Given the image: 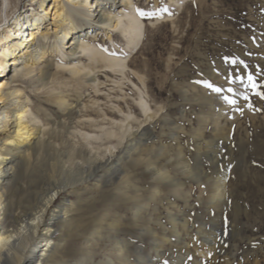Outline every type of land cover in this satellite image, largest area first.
<instances>
[{
  "label": "rangeland",
  "instance_id": "374dc122",
  "mask_svg": "<svg viewBox=\"0 0 264 264\" xmlns=\"http://www.w3.org/2000/svg\"><path fill=\"white\" fill-rule=\"evenodd\" d=\"M30 1L9 0V10L22 14L28 5L36 7ZM132 2L136 12L160 9L158 15L139 16L146 27L137 48H126L121 36L108 29H100L94 36L88 34V40L107 54L126 57L127 67L122 72L107 71L98 63L94 69L96 81L77 82L60 67L55 82L49 84L56 88L52 92L25 88L30 107L40 119L38 125L44 128V140H51L53 123L60 121L62 126L56 129L62 140L69 139L89 150L80 130L100 133L98 126L109 127L107 121L116 128L114 123L125 120L128 113L133 129L147 128L149 132L120 159L128 179L115 171L112 182H103L102 189L91 180L73 192H63L55 204L71 200L95 219L105 215L104 226L117 228L102 232L103 240L93 248L94 264H107L109 258L114 264H125L108 250L114 238L127 242L128 264H264V0ZM48 3L55 8L58 5L61 16L56 18L54 8L46 15L48 19L43 18L44 26L49 32L56 24L66 26L62 9L71 2ZM55 38L61 45L69 37L62 33H50L46 38L38 35L35 42L26 45L31 46L28 51H22L20 64L6 66V80L14 79L9 87L25 86L15 67L39 61L42 51L52 54L44 46ZM54 58L62 59L58 54ZM83 63L89 60L83 59ZM236 76L241 79L235 80ZM208 85L221 91L214 92ZM229 88L232 92L227 91ZM61 89L73 102L69 115L57 105L56 93ZM9 91L7 86L4 93ZM140 96L153 110L149 121L144 122L137 103ZM225 96L235 103H226ZM11 102L6 97L0 107ZM3 134L0 131V136ZM53 136V144L61 145L60 137ZM92 142L94 147L101 144ZM116 142L112 137L100 145V151L105 145H116L112 151L114 157L118 156L122 146ZM148 156L168 171L167 178H154L145 161ZM224 171V191L216 206L209 182ZM179 181L182 188L176 185ZM153 186L159 192L151 199ZM168 210L177 216V233L172 230ZM151 229L156 234H151ZM65 238L56 234L53 242L62 239L64 243L58 248L67 249L73 260L77 242Z\"/></svg>",
  "mask_w": 264,
  "mask_h": 264
},
{
  "label": "bare ground",
  "instance_id": "6f19581e",
  "mask_svg": "<svg viewBox=\"0 0 264 264\" xmlns=\"http://www.w3.org/2000/svg\"><path fill=\"white\" fill-rule=\"evenodd\" d=\"M49 1L31 0L36 7L30 4L28 5L30 8L27 7L22 14L16 9L9 10V0H2L3 6H0V103L6 97L12 100L6 106L2 104V108L0 107V131L4 132L0 136V264H94L93 248L103 240L102 232L117 231V228L110 224L108 227L104 226L105 215L98 219L92 217V214L90 217L81 211V205L71 200L56 205L57 198L63 192H73L78 185L87 184L91 180L97 189H102L103 182H112L115 171L120 173L123 179H128L127 171L121 168L120 159L134 148L137 139L149 136L147 128L142 131L132 128L129 123L131 114L128 113L125 120L114 123L116 128L112 127V122L107 121L109 127L98 126L100 133L80 130L82 141L90 146L89 150L82 144L68 142L69 139L62 140L60 131L56 129L62 126L60 121L53 123L55 126L50 131L51 140L43 139L44 128L38 125L40 119L30 107L32 102L25 88L52 92L56 88H50L49 84L55 82L60 67L66 69L70 77L77 82L96 81L94 69L98 63H102L107 71L118 69L122 72L127 67L126 57L107 54L88 40V34L94 36L100 29L111 30L121 36L126 48L129 49L130 45L137 48L141 44L146 27L145 21L137 14L132 0H66L71 2L70 5L64 6V10L62 9V14L65 15L62 16L65 17L62 22L66 26L56 24L52 27L53 31L49 32L48 27L44 26L43 19L44 17L48 19L46 15L54 11L55 7L50 5ZM168 1L178 3V0ZM53 2L59 3L60 0ZM55 6L53 14L59 18L60 8H57L58 5ZM94 23L98 24V27L92 25ZM50 33L67 34L69 38L61 45L57 38L53 43L45 44L46 50L52 51V54L47 55L42 51V59L31 60L29 64L26 62V66L29 67H15L14 70L20 73V81L25 86L9 87L12 86L14 79L12 77L10 81L6 80V66L20 64L24 56L22 51L27 52L31 47L26 45L35 42L38 35L46 38ZM22 45L24 48L20 51ZM55 54L60 55L62 59L54 58ZM83 59H88L89 63L84 64ZM140 80L143 83L141 78ZM7 86L10 91L4 93ZM56 94L59 109L66 111L68 115L71 114L73 102L68 100L65 91L61 89ZM137 103L144 114V122L152 119L153 110L147 100L140 96ZM52 134L55 138L60 137L61 145L53 144ZM112 137L122 146L121 154L116 157L112 151L116 145H105L103 152L100 151V145L108 143ZM92 141H99L101 144L94 147ZM93 148H96L95 151H92ZM144 151L149 155L147 148ZM145 161L154 178L168 177V171L157 166L156 161H151V157L148 156ZM182 164L186 167L184 163ZM225 176L224 171L209 182L212 191L210 197L216 206L220 205ZM39 183L41 185H37ZM176 185L181 187L183 183L179 181ZM151 192L150 198L154 199L153 194L159 191L153 186ZM187 198L188 196H185L184 200L187 201ZM167 203L172 204L169 200ZM168 216L173 232L177 233V216L170 211ZM135 217L137 218V215ZM185 223L184 219L182 225L185 226ZM56 234L66 237L65 241L70 243L77 242L73 260L69 259L71 255L67 249L58 248L64 243L62 239L58 240L57 244L53 242ZM151 234H156L155 230L151 229ZM98 235L102 237L97 238ZM107 239L110 241L112 238L108 236ZM111 242L113 245L108 247L109 252L128 264L127 242L118 238L112 239ZM156 247L158 248V245ZM107 264H114V261L109 258Z\"/></svg>",
  "mask_w": 264,
  "mask_h": 264
},
{
  "label": "snow or ice",
  "instance_id": "6c2138e0",
  "mask_svg": "<svg viewBox=\"0 0 264 264\" xmlns=\"http://www.w3.org/2000/svg\"><path fill=\"white\" fill-rule=\"evenodd\" d=\"M164 10L166 11V9H164ZM159 11H160V9H157L155 11H144V10L137 9V14L139 16H142V17H152L154 15H158ZM240 79H241V77H239V76L235 77V80H240ZM247 79L249 82H251L252 77L248 76ZM205 83H207V82H205ZM208 86L211 87L214 92H220L221 91V88L213 87L211 85H208ZM227 91L232 92V89L229 88V89H227ZM223 99L225 100L226 103H229V104L235 103V101L228 96L223 97Z\"/></svg>",
  "mask_w": 264,
  "mask_h": 264
}]
</instances>
